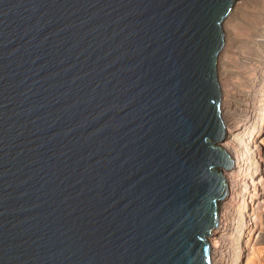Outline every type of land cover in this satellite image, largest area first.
Instances as JSON below:
<instances>
[{
  "label": "water",
  "instance_id": "95a60500",
  "mask_svg": "<svg viewBox=\"0 0 264 264\" xmlns=\"http://www.w3.org/2000/svg\"><path fill=\"white\" fill-rule=\"evenodd\" d=\"M233 1L0 0V264H209Z\"/></svg>",
  "mask_w": 264,
  "mask_h": 264
},
{
  "label": "rangeland",
  "instance_id": "374dc122",
  "mask_svg": "<svg viewBox=\"0 0 264 264\" xmlns=\"http://www.w3.org/2000/svg\"><path fill=\"white\" fill-rule=\"evenodd\" d=\"M230 10L222 22L223 46L217 56L220 115L228 105L236 104L237 109H249L252 117L246 122L248 132L240 134L231 129L223 141L235 145L242 136L253 171L235 173L240 180L234 195L228 198L232 208L227 221L230 228L220 234L231 250L225 264H264V0H234ZM241 119L235 117L234 122ZM234 169L232 165L226 173ZM229 200H221L217 211Z\"/></svg>",
  "mask_w": 264,
  "mask_h": 264
},
{
  "label": "bare ground",
  "instance_id": "6f19581e",
  "mask_svg": "<svg viewBox=\"0 0 264 264\" xmlns=\"http://www.w3.org/2000/svg\"><path fill=\"white\" fill-rule=\"evenodd\" d=\"M231 12V10L229 11ZM230 14V13H228ZM223 29V28H222ZM241 99V98H240ZM243 99V98H242ZM236 104H230L228 105L226 108H224L222 110L221 113V117L223 119V125H224V136L226 137V131L228 132L229 130L233 129V130H238L237 133H242V131L246 132L247 131V120L249 119L250 115V111L249 109L244 110L243 108H239L237 109L235 107ZM221 111V109H220ZM244 111L241 115L239 114V112ZM224 116L227 117V120H225ZM241 117L242 119L240 121H235L234 119ZM252 117V116H251ZM230 120V121H229ZM245 120V121H244ZM244 121V122H242ZM236 122H241L242 128H240V126H235ZM248 132V131H247ZM223 136V138H224ZM241 136V135H240ZM223 138L220 139L217 144L219 146H221L222 148H224L227 153L229 154V156L232 159V163L229 167H223V165L218 166V170L224 175V179H225V184H226V193L224 195V197L221 199H225L229 200L230 197H232V195H234L233 193L235 192V188L239 185L238 181L240 180L238 176L235 177V173H247L248 171L252 170V164L251 163V156L249 155L248 152H246V143L244 142V138L241 136V142L237 143L234 145V143H230V142H226L223 141ZM235 168L232 172L226 173V170H228L230 167ZM264 180V178H263ZM245 194V192H244ZM229 198V199H228ZM234 200V198H233ZM243 200V199H242ZM245 199L243 201L242 204H244ZM231 202L230 200L225 202V204L220 208H218V215H217V223L215 225V227L211 230V232L208 234L207 236V240L210 244V249H209V264H225L227 262V260H229L230 257V249H227L226 245H227V241H225L223 239V237L221 236V232L225 229L230 228L228 219L230 218V214H231ZM239 209V208H238ZM227 222V223H226ZM240 222V221H239ZM246 226V223H245ZM211 246L213 247V249L211 248ZM212 251L215 252V254H213V258H212ZM239 249L236 252V258H238L239 256Z\"/></svg>",
  "mask_w": 264,
  "mask_h": 264
}]
</instances>
